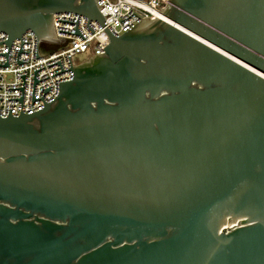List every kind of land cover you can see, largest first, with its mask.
I'll use <instances>...</instances> for the list:
<instances>
[{
    "label": "water",
    "instance_id": "water-1",
    "mask_svg": "<svg viewBox=\"0 0 264 264\" xmlns=\"http://www.w3.org/2000/svg\"><path fill=\"white\" fill-rule=\"evenodd\" d=\"M98 1L0 0V67L27 31L36 59L62 43L56 14L109 36L55 63L73 78L50 103L34 71L43 109L22 113L25 76L8 89L22 96L0 118V264H264V0H167L120 37Z\"/></svg>",
    "mask_w": 264,
    "mask_h": 264
},
{
    "label": "built area",
    "instance_id": "built-area-1",
    "mask_svg": "<svg viewBox=\"0 0 264 264\" xmlns=\"http://www.w3.org/2000/svg\"><path fill=\"white\" fill-rule=\"evenodd\" d=\"M166 5L167 0H99L97 2V7L99 8L102 17L109 15L106 17L104 23L110 33L115 37H120L140 22L139 18L155 20L158 13ZM131 14H135L139 18ZM77 17L78 16L74 14L53 15L55 37L62 41V43L37 44V53L39 51L38 56L40 58L36 59L37 39L33 33L27 31L21 36V42L29 44L22 45L21 50L23 53L18 57L17 54L21 43L18 39L13 40L7 56L8 67H0V118H6L8 116V110H11L12 117H18L20 115V103L18 101H7L9 99L21 98V91L8 90L22 87L23 80L20 76H25L22 113L29 115L43 109V102L50 103L58 95L59 83L68 82L73 78V73L71 71L59 73L60 67L55 63L60 62L61 68L63 70H68L70 69V65L72 66V64L77 62V58L79 57L84 56L88 59L103 53V48L109 43V36L98 23L90 22L88 24L93 31V33H91L86 27L87 20L84 17L79 16L77 28L81 36L84 38V40H82L80 36L73 35L75 24L59 22V20H61L75 23ZM127 17L129 18L126 19ZM121 20L124 21L120 23ZM59 31L72 34L60 33ZM6 40L7 37L0 33V42ZM7 49L8 47L6 44H0V54L6 53ZM16 57L18 58V61L26 64L18 65ZM5 63V57L0 56V65H4ZM43 67L44 69L38 71L35 75V79L39 80V82L35 84L34 97L40 99L43 96L44 89L50 87L51 89L44 94L43 102L37 100L33 102L31 106L34 71ZM52 75L55 76L52 77ZM47 77L48 79H45Z\"/></svg>",
    "mask_w": 264,
    "mask_h": 264
},
{
    "label": "flooded vegetation",
    "instance_id": "flooded-vegetation-1",
    "mask_svg": "<svg viewBox=\"0 0 264 264\" xmlns=\"http://www.w3.org/2000/svg\"><path fill=\"white\" fill-rule=\"evenodd\" d=\"M86 58L84 56L77 58V62L80 63L84 61Z\"/></svg>",
    "mask_w": 264,
    "mask_h": 264
}]
</instances>
